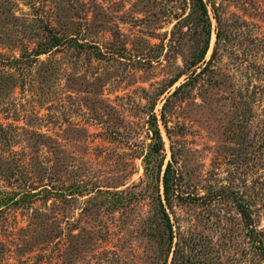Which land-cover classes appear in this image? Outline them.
<instances>
[{
    "label": "rangeland",
    "instance_id": "obj_1",
    "mask_svg": "<svg viewBox=\"0 0 264 264\" xmlns=\"http://www.w3.org/2000/svg\"><path fill=\"white\" fill-rule=\"evenodd\" d=\"M203 1L0 0V264H264V0Z\"/></svg>",
    "mask_w": 264,
    "mask_h": 264
},
{
    "label": "trees",
    "instance_id": "obj_2",
    "mask_svg": "<svg viewBox=\"0 0 264 264\" xmlns=\"http://www.w3.org/2000/svg\"><path fill=\"white\" fill-rule=\"evenodd\" d=\"M199 1H200V6L202 8V11L206 14V4H205V2L203 0H199ZM50 29H51V27H50ZM64 35H66V34L63 33V32H56L55 34H53L52 35L53 38H52L51 45L58 44V43L62 42L63 39H66L67 36H64ZM206 47H207V41H206L205 45L202 47V49H201V51H200V53L198 55V60H202L203 59L204 53L206 51ZM42 51H44V50L43 49L42 50H37V53L42 52ZM194 71L195 70H193V72ZM184 83L185 82H183V84ZM181 85H182V83L180 85L176 86L175 89L172 92H176ZM153 132H154V134L156 136H158L160 138V130H159V127L157 125L154 128ZM171 170H173L172 169V163H171V161H168L167 165H166V168H165V171H164V176H163V190H164V193H165L166 197H168V191L170 189L169 181H170V177H171V175H170ZM245 209L246 208H241V211L249 217V214H248V212H246ZM261 253H262L263 258H264V247H261Z\"/></svg>",
    "mask_w": 264,
    "mask_h": 264
}]
</instances>
